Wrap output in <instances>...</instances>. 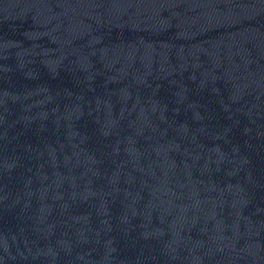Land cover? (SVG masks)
Returning a JSON list of instances; mask_svg holds the SVG:
<instances>
[{
  "label": "water",
  "instance_id": "obj_1",
  "mask_svg": "<svg viewBox=\"0 0 264 264\" xmlns=\"http://www.w3.org/2000/svg\"><path fill=\"white\" fill-rule=\"evenodd\" d=\"M0 264H264V0H0Z\"/></svg>",
  "mask_w": 264,
  "mask_h": 264
}]
</instances>
